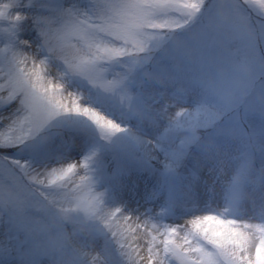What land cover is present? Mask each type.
Instances as JSON below:
<instances>
[{
    "label": "snow or ice",
    "instance_id": "6c2138e0",
    "mask_svg": "<svg viewBox=\"0 0 264 264\" xmlns=\"http://www.w3.org/2000/svg\"><path fill=\"white\" fill-rule=\"evenodd\" d=\"M142 260L264 264V0H0V264Z\"/></svg>",
    "mask_w": 264,
    "mask_h": 264
},
{
    "label": "rangeland",
    "instance_id": "374dc122",
    "mask_svg": "<svg viewBox=\"0 0 264 264\" xmlns=\"http://www.w3.org/2000/svg\"><path fill=\"white\" fill-rule=\"evenodd\" d=\"M133 243H134V244L142 243V241H140V240L137 239V240H133ZM141 254L146 255V254L143 253V252H142ZM140 264H146V261L142 260V261L140 262Z\"/></svg>",
    "mask_w": 264,
    "mask_h": 264
},
{
    "label": "bare ground",
    "instance_id": "6f19581e",
    "mask_svg": "<svg viewBox=\"0 0 264 264\" xmlns=\"http://www.w3.org/2000/svg\"><path fill=\"white\" fill-rule=\"evenodd\" d=\"M133 242V241H132Z\"/></svg>",
    "mask_w": 264,
    "mask_h": 264
}]
</instances>
